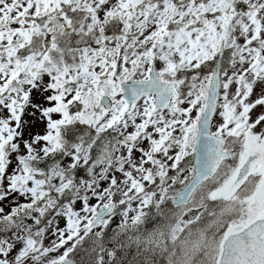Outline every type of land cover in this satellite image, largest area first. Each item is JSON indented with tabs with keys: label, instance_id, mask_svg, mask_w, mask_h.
I'll use <instances>...</instances> for the list:
<instances>
[{
	"label": "snow or ice",
	"instance_id": "6c2138e0",
	"mask_svg": "<svg viewBox=\"0 0 264 264\" xmlns=\"http://www.w3.org/2000/svg\"><path fill=\"white\" fill-rule=\"evenodd\" d=\"M0 264H264V0H0Z\"/></svg>",
	"mask_w": 264,
	"mask_h": 264
}]
</instances>
